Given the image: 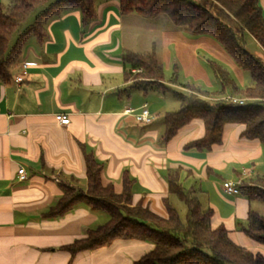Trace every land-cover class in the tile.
<instances>
[{
    "label": "crops",
    "instance_id": "crops-1",
    "mask_svg": "<svg viewBox=\"0 0 264 264\" xmlns=\"http://www.w3.org/2000/svg\"><path fill=\"white\" fill-rule=\"evenodd\" d=\"M260 2L264 10V0ZM95 6L88 23L77 8L51 16L43 38L29 35L11 80H0V264H133L152 248L151 242L124 238L74 255L64 248L108 220L105 212L84 204L59 217L45 216L64 186L86 189L87 152L103 163L105 184L114 183L119 192L126 174L132 180V203L142 201L164 217L168 215L165 200L172 204L170 196L174 195L168 186L171 169L182 168L186 189L195 190L199 177L206 204L215 211L212 225L224 224L236 243L264 253L263 245L236 226L250 210H264L253 208L257 200L223 188L227 180L251 184L264 177L257 163L263 145L241 135L245 125L225 124L222 143L211 150L188 149L187 143L205 134L202 119H193L165 142V124L164 131L139 124L133 114L125 112L147 104L156 121L178 109L180 101L176 109L167 110L172 100L167 94L174 87L188 93L180 84L188 82L183 77L193 76L195 82L189 83L200 89L221 90L212 61L228 69L240 87L247 85L245 71L212 36L191 35L166 25L164 19L150 23L132 15L137 13L122 14L119 0H100ZM129 15L125 24L122 18ZM153 46L165 76V65L178 71L177 83L165 78L170 89L161 90L156 102L147 99L148 89L131 93L132 80L126 78L123 61L125 51L145 52ZM25 62L30 65L18 83L15 79ZM222 94L235 95L228 88ZM58 113L67 114L70 123L60 124ZM161 134L163 144L159 145ZM166 157L172 162L164 180L160 164ZM21 167L24 179L19 178Z\"/></svg>",
    "mask_w": 264,
    "mask_h": 264
},
{
    "label": "trees",
    "instance_id": "trees-1",
    "mask_svg": "<svg viewBox=\"0 0 264 264\" xmlns=\"http://www.w3.org/2000/svg\"><path fill=\"white\" fill-rule=\"evenodd\" d=\"M49 1L11 0L9 5L0 2V80H11L29 35L33 33L43 38L51 16L77 8L83 15V22L88 23L95 15L96 0H56L36 17L33 25L19 32V27L30 15ZM119 3L122 14L137 13L146 18L164 14L175 27L191 35L212 36L239 67L249 72V84L240 87L228 69L212 61L222 83L221 90L209 91L189 82L180 83L190 92L178 93L180 107L164 115L165 142L172 140L193 119L200 118L204 121L205 134L187 143L188 149L211 150L222 143L227 123L244 124L241 135L258 139L264 147V62L248 49L246 42V35L250 34L264 50V10L260 0H119ZM123 61L126 78L132 80L133 86L147 90L152 84L162 91L170 89L165 84L164 66L155 46L145 52L127 50ZM133 69L139 70L134 72ZM169 82H178L177 69ZM225 88L237 95L230 96L246 99L245 103L234 102L223 95ZM86 164V189L64 186L62 196L45 212L47 217H59L76 205L84 204L108 215L105 223L88 229L83 237L64 247L73 255L124 238L153 244L133 264H264V253L236 243L224 224L212 225L214 209L203 207L195 190L183 186L181 167L171 169L168 186L169 193L186 205L185 220L168 199L165 200L166 217L155 213L142 201L133 204L132 180L126 174L119 192L114 183L105 184L101 175L103 163L93 153H86ZM240 192L249 200L264 204V177L253 179L251 184L244 182ZM239 224L240 230L264 246V213L250 210L246 223Z\"/></svg>",
    "mask_w": 264,
    "mask_h": 264
},
{
    "label": "rangeland",
    "instance_id": "rangeland-1",
    "mask_svg": "<svg viewBox=\"0 0 264 264\" xmlns=\"http://www.w3.org/2000/svg\"><path fill=\"white\" fill-rule=\"evenodd\" d=\"M2 3H4L5 5H9L11 0H0ZM56 0H50L48 3L46 4H43L41 6H39L31 15L30 17L27 19L26 22H24L20 27H19V32H22V31H25L27 28H29L31 25H33L36 17L38 15H40L41 13H43L47 8L48 6L52 3V2H55ZM100 0H96V2H99ZM134 15L135 17H138V18H141L142 20L146 21V22H150V23H156L157 21H163V19L165 21H167L165 24L166 25H173L171 24L172 22H170V19L164 15V14H161L159 15L158 17L156 18H146V17H142V16H139L137 14H132ZM123 17V16H122ZM122 19H125V24H129V20L131 19V15L127 16V17H123ZM128 21V22H127ZM127 22V23H126ZM165 24H161V25H165ZM18 34V33H17ZM17 34L15 35V37L17 36ZM15 40V38H14ZM246 42H247V46H248V49L251 50V52H253L254 54H256L257 56H259L263 62H264V50H262V48H259L258 47V44L256 42V40L250 35V34H247L246 35ZM164 64H167V63H164ZM167 65H165V69H166V78L167 80H169L171 78V76L173 75V71H172V67L168 68L166 67ZM245 75H246V81H245V84H249L250 82V76H249V72L245 71ZM185 78V79H184ZM194 77L193 76H189V77H183L181 78V80H187L188 82H195V79H193ZM217 81H219V79L217 78ZM186 82V81H184ZM220 84L219 82L217 83V85ZM129 89H131V93L132 94H140L141 90L140 88L136 87V86H133L131 85L129 87ZM188 90V92H190V89L186 88ZM174 90L175 91H170L168 92L167 94V98L168 99H172L171 101L167 102V110H173V109H176L178 104H179V99L176 97V95H178V93H183L184 91L179 88V87H174ZM161 89L159 88L158 85H152L150 84L148 86V96H147V99L150 100L151 102H156V96L161 93ZM142 98H144V96H141ZM169 103V104H168ZM155 118L154 120L148 124V125H151L152 127H161L162 130L164 131V116L162 115L161 117L157 118V120L155 121ZM162 131V133H163ZM159 141H157V143L159 145L163 144V138H162V134L160 135L159 137ZM264 149V147H263ZM166 160H163L162 163L160 164V169H161V173H162V177L163 179L165 180L166 176H167V171L170 167V162L171 159H169L168 157L165 158ZM259 164V173L264 176V150H263V155L262 157L259 159V161L257 162ZM154 164V163H153ZM200 182H201V179L199 177H196V180L194 182V188H195V192L196 194L199 196V198L201 199L202 201V204H203V207H207V204H206V193L202 192L200 190ZM239 195H242V192L239 193ZM245 197V196H244ZM170 201L171 203L173 204V206H175L179 212V215L180 217L185 220V217H186V212H187V208H186V205L180 201L175 195H171L170 196ZM253 208L254 209H260V210H264V204L262 202H259V201H255L253 202ZM239 223H243L245 224L246 223V220H242V219H238V222L236 224L237 226V229L240 230V224Z\"/></svg>",
    "mask_w": 264,
    "mask_h": 264
},
{
    "label": "built area",
    "instance_id": "built-area-1",
    "mask_svg": "<svg viewBox=\"0 0 264 264\" xmlns=\"http://www.w3.org/2000/svg\"><path fill=\"white\" fill-rule=\"evenodd\" d=\"M30 63L29 62H25L23 63V71L16 77V82L20 83L23 79L24 76L26 74V71L29 67ZM139 69H133L134 72L138 71ZM230 97L234 102H239L241 104L245 103L246 99L244 98H239V97H235V96H228ZM125 112L127 114H133L136 121L139 124H143V125H148L150 124L153 120H154V116L153 114L150 112L147 104H145L141 109L136 110L134 108H127L125 110ZM56 119L59 121L60 124H69L70 123V117L67 114H62V113H58L56 115ZM19 178L20 179H24L26 178V172H25V168L21 167L19 170ZM244 183V181L242 179H238V180H227L223 182V188L227 193H231V194H238L240 193V187L241 185Z\"/></svg>",
    "mask_w": 264,
    "mask_h": 264
}]
</instances>
